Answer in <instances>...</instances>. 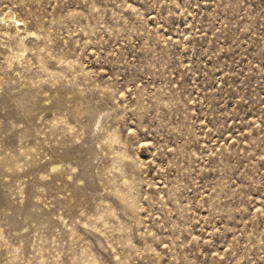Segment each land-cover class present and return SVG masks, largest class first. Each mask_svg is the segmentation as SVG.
I'll return each instance as SVG.
<instances>
[{"label": "rangeland", "instance_id": "rangeland-1", "mask_svg": "<svg viewBox=\"0 0 264 264\" xmlns=\"http://www.w3.org/2000/svg\"><path fill=\"white\" fill-rule=\"evenodd\" d=\"M0 264H264V0H0Z\"/></svg>", "mask_w": 264, "mask_h": 264}]
</instances>
